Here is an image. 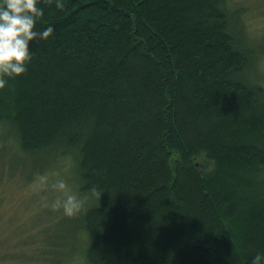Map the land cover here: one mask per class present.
<instances>
[{"label": "trees", "instance_id": "1", "mask_svg": "<svg viewBox=\"0 0 264 264\" xmlns=\"http://www.w3.org/2000/svg\"><path fill=\"white\" fill-rule=\"evenodd\" d=\"M39 3L55 31L0 89L2 156L28 182L64 176L84 206L47 205L53 232L30 264H251L264 251V35L250 37L244 2Z\"/></svg>", "mask_w": 264, "mask_h": 264}, {"label": "rangeland", "instance_id": "2", "mask_svg": "<svg viewBox=\"0 0 264 264\" xmlns=\"http://www.w3.org/2000/svg\"><path fill=\"white\" fill-rule=\"evenodd\" d=\"M233 1L244 2L243 6H246L249 11L244 17L247 19L245 20L247 30L252 39H259L260 34L264 35V0ZM259 71L264 73V57L260 63ZM0 136L3 137L0 141V264H30L29 259L33 255L32 249L39 244L37 240L44 244L46 231L48 234L53 232L52 226H49L44 219L45 209L49 205L50 198L42 197L44 194L39 195L42 188L43 191L45 188L51 189L52 182L41 179L28 182L20 172L14 169L13 165L11 166L12 161L8 165V159L2 156L3 142L6 139L3 130H0ZM8 146L12 151H15L11 143ZM207 160L204 157L198 160L202 169L206 170L211 166ZM59 166L64 168L62 163ZM56 210L62 209L56 208ZM60 229L61 227L54 229V233L58 231L62 234L63 230ZM58 241L63 246L69 244V241L65 242L63 238ZM66 249L71 251V249L63 247L61 248L62 252L54 258L61 260L67 253ZM47 258L50 260V257ZM40 264L46 263L41 262Z\"/></svg>", "mask_w": 264, "mask_h": 264}, {"label": "clouds", "instance_id": "3", "mask_svg": "<svg viewBox=\"0 0 264 264\" xmlns=\"http://www.w3.org/2000/svg\"><path fill=\"white\" fill-rule=\"evenodd\" d=\"M55 4L59 9L65 7L64 0H55ZM44 15L39 0H0V89L8 85L9 77L20 76L28 70L33 57L31 45L54 34V25L39 26L38 21L42 23ZM51 187L56 193L49 201L51 207L62 209L68 216L82 210L83 197L64 176L58 174ZM251 264H264V251H257Z\"/></svg>", "mask_w": 264, "mask_h": 264}]
</instances>
